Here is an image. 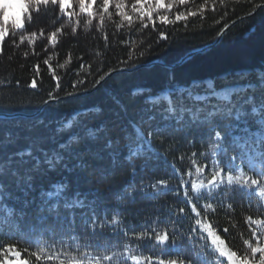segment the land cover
I'll list each match as a JSON object with an SVG mask.
<instances>
[{"label":"trees","instance_id":"obj_1","mask_svg":"<svg viewBox=\"0 0 264 264\" xmlns=\"http://www.w3.org/2000/svg\"><path fill=\"white\" fill-rule=\"evenodd\" d=\"M99 2L94 5V11ZM124 2L129 6L128 11L134 0ZM260 3L264 0H188L185 5L174 4L171 10H160V15H167L171 21L168 24L156 13L151 20L145 17L142 21L132 15L129 23L117 16L110 6L111 17L106 15L103 22L97 17L88 24L87 18H83L77 25L75 18H61L42 7L38 15L33 13L31 23H25L23 43L21 33L13 36L10 29L0 52V112L32 113L49 98L63 96L65 99L49 104L34 118H0V152L5 158L12 155L13 166L23 172L35 161L16 153L30 150L33 157L42 158L43 151L51 152L58 149L59 144L67 143L71 148L67 163L72 171L63 167L50 170L42 165L32 173L35 191L30 192L27 199L35 198V204L26 209L22 217L23 193L14 184L7 188L11 198L6 197L4 203L14 210L12 219L19 224V230L16 239L10 240L11 229L5 224L0 228L3 233L0 243L19 241L20 246H26L20 241L21 234L39 236L45 224L55 225L56 239L71 241L75 236L80 243L90 240L93 252L124 253L118 258L119 264H131L125 245L132 247L134 254L158 253L151 241L137 240L136 234L173 226L186 233L191 221L178 220L170 213L174 214L179 207L188 208L183 203L186 186L182 181H192V177L197 176L196 165L191 163L192 153H196L198 164L210 168L217 144L215 131L223 134L225 123L238 125L230 129L233 134L244 133L240 129L246 126L260 131L256 123L258 117H248L247 124L235 120L218 121L220 126L189 124L164 119L168 105L163 99L158 104L148 101L170 94L173 104L180 107L189 101L172 93V89L211 80L217 89L251 85L243 99L252 96L259 105L264 97L260 79L264 73V10L257 9L251 17L237 22L215 47L195 55L181 66H153L118 73L91 94L68 96L92 88L100 75L126 67L124 61H128V66L153 60L173 63L193 49L211 43L226 25L250 14L252 5ZM189 10L196 15L187 16ZM181 11L186 18L175 21V15ZM53 32L55 40L51 38ZM32 33L36 35L33 37ZM161 33L167 38H162ZM33 82L35 87H32ZM195 91L203 92V88ZM232 99L237 103L241 101L235 94ZM246 108L250 111L251 105ZM69 121L71 128L66 127ZM157 126L167 128L164 135L158 134ZM58 128L63 131L58 133ZM137 128L144 139L151 141L153 152L139 153L128 160L130 152L141 143ZM89 129L96 131L95 139L87 136ZM77 134L85 139L72 141L71 137ZM221 143L222 148H227L228 156L237 155L239 149L231 138L227 144ZM258 151L260 163L252 171L256 177L264 171V143H259ZM78 162L82 167L76 166ZM160 181L166 182L167 191L160 188V195H154L153 185ZM57 184L66 185L62 194L66 199L61 200L59 218L49 217L42 224L41 214L36 210L40 192L54 191ZM214 196L215 199L200 201L201 204L213 203V209L204 218L227 246L242 249V241L250 238L251 230H261L259 225L248 222L250 216L253 220H264L261 197L252 189L235 185L223 186ZM75 199H84L85 207H63L65 202ZM114 217L116 224L111 223ZM225 228L227 233L223 232ZM43 239L51 240V236L44 234ZM96 243L101 244L100 249H95ZM178 243L184 246L188 241L178 240ZM192 243L203 248V241ZM211 252L209 248L200 253L202 264H216L217 258Z\"/></svg>","mask_w":264,"mask_h":264},{"label":"snow or ice","instance_id":"obj_2","mask_svg":"<svg viewBox=\"0 0 264 264\" xmlns=\"http://www.w3.org/2000/svg\"><path fill=\"white\" fill-rule=\"evenodd\" d=\"M188 0H134L130 5V9L126 11L129 6L124 0H100L99 6L94 11V5L97 0H0V52H2V45L6 37L10 34L15 36L17 32L21 33L20 42L23 43L25 37L23 32L25 30V23H31L33 13L39 14L43 7L46 11L51 10L54 14H58L61 18H68L73 20L78 25L81 19L87 18V23L91 24L93 19L99 18L103 22L104 17L107 15L111 17L110 6L114 7L115 14L122 17L125 21L131 23L132 15L138 16L141 21L146 17L148 20L152 19L153 13L159 16V19L165 24L171 23L167 15H160V10H171L173 5H185ZM75 4V10L74 9ZM51 6V9H49ZM257 9L264 10V3L253 4L251 13H255ZM200 11H203L201 7ZM196 12L189 10L187 16H195ZM185 12L181 11L175 15V21L185 19ZM73 31H76L74 28ZM43 34V30H41ZM33 37L36 33L31 34ZM162 38H167L164 33L160 34ZM56 33H52V39L55 40ZM141 56L144 54L141 53ZM132 57H129L131 60ZM126 68L125 71H130L136 65L128 66V61H124ZM111 71H121L119 68H114ZM110 73H104L99 76L95 84H100L109 78ZM261 86L264 87V73L260 76ZM83 83V81H80ZM33 82L32 87H35ZM251 85L244 87H236L227 90L218 91L213 81L208 80L204 82H193L190 87H178L172 89V93H178L179 97L189 101L188 104H182L177 107L173 104L170 94H164L162 97L150 98L148 101L151 104H158L161 99L167 102V115L164 119H173L176 122H188L189 124H217V122H224L235 120L247 124L248 117H258L256 123L260 126L261 132H249L248 127L240 129L244 133H248L247 137L234 136L230 130L238 125L223 124V134L221 131H215V141L217 144L223 142L228 143L229 138L239 142L240 147L244 150L250 162H253L254 157L259 153L253 152V148L258 142L264 143V97H261L259 105L255 102L252 96L243 99ZM203 88V92H197L196 89ZM87 91V89H85ZM233 94L241 97L239 103L232 99ZM251 105V110L248 111L246 106ZM154 120L155 117H152ZM43 123V121H40ZM217 126H220L217 124ZM71 128V121L66 125ZM63 129L58 128L57 132ZM140 137L141 143L133 149L128 160L139 153L147 152L152 153L153 148L151 141L144 139L143 133L139 128L135 129ZM167 128H160L157 126V132L164 135ZM87 136L92 139L96 138V131L89 129ZM78 139H85L79 134L71 137L72 141ZM108 147L111 148V142ZM71 154L70 145L61 143L58 149L43 151L41 157H33L32 152H19L16 155L20 157H31L35 163L31 168L24 169L23 172L19 168L14 167V159L12 155L7 158L0 152V228L5 224L9 226L11 231L8 233L10 240L16 239V232L19 230V224L12 219L14 210L8 207L4 200L6 197L11 198V192L6 191L11 185L14 184L25 199L22 201L20 209L21 217L25 214V210L35 204V198L27 199L30 192L35 191L32 181V173L38 171L42 165L47 166L50 170L57 167H63L68 171H72L68 167V157ZM227 156V160L221 161L217 157L219 155ZM203 155V153H202ZM191 163L196 165L195 173L196 180L182 181L186 186L183 191V203L188 206L179 207L174 214L178 220H190L191 223L187 232H183L180 228L175 226L168 228H152L151 231H144L135 235L137 240L147 238L152 242V248L158 249L156 255H142L134 254V249L125 245V252L131 264H202L201 255L202 251L211 248L212 255L216 256V264H264V220H253L248 217L249 225H259L261 230L252 229L250 238L243 239L242 249L233 250L227 246L225 240L221 239L220 235L204 217L213 209V203L206 202L201 204V200L215 199L214 193L219 191L223 186H240L245 189L254 190L253 186L261 188L260 195L264 196V171L257 174V178L246 174L244 171H238L235 156H228L227 148H216L213 151V161L209 168L206 164L200 165L195 159L196 153H192ZM183 159V157H181ZM23 163H28L23 160ZM77 167H82L79 162ZM225 169L228 171L226 172ZM255 170V166H253ZM207 172V175L205 173ZM192 176V173H188ZM190 187V191L188 190ZM55 191H41L40 203L36 205V210L41 214L40 220L42 224L49 219V217L59 218L61 211V200L66 199L63 197L66 185H54ZM164 188L167 191L166 182L160 181L158 184L153 185V194L160 195L159 189ZM131 194V193H129ZM79 196V193H77ZM19 199V198H18ZM94 203V202H93ZM65 209L83 208L85 207L84 199H75L71 203L65 202L63 204ZM112 224L117 223L114 217L111 221ZM57 228L55 225L41 228L39 236L34 233H24L20 235V241H23L26 246H20L17 243H0V264H119L118 258L124 253L112 252L107 254L106 251L93 252V243L90 240H85L83 243L77 242L75 236L71 237V241L67 239H56ZM224 233L228 229H223ZM3 233H0L2 235ZM44 234H49L51 240L43 239ZM180 241H188L187 245L182 246L178 243ZM193 241H203V248L200 249ZM210 241V243H209ZM95 249H100L101 244L96 243ZM106 247V245H105Z\"/></svg>","mask_w":264,"mask_h":264},{"label":"water","instance_id":"obj_3","mask_svg":"<svg viewBox=\"0 0 264 264\" xmlns=\"http://www.w3.org/2000/svg\"><path fill=\"white\" fill-rule=\"evenodd\" d=\"M254 13H250V14H247V15H244L238 19H235L233 20L232 22H230L228 25H226L220 32L219 34L217 35V37L215 38V40H213L211 43L209 44H206L200 48H196V49H193L192 51L186 53L185 55H183L181 58H179V60L173 62V63H167V62H164V61H161V60H153V61H150V62H147V63H141V64H137L135 68H132L130 71H125L124 68H119L121 71H118V72H113V71H110L108 73H110V77L114 76L115 74H118V73H123V72H133V71H136L138 69H141V68H150V67H153V66H162V67H165V68H175V67H178V66H181L183 65L184 63H186L188 60H190L191 58H193L195 55L199 54V53H205L207 51H209L210 49H212L213 47H215L223 38V36L228 32V30L233 26L235 25L237 22L243 20V19H246V18H249L253 15ZM109 78H106V80H108ZM105 80V81H106ZM105 81H102L100 84H95L92 88L90 89H87V91L83 90V91H80V92H76V93H73L71 95H69L68 97L69 98H73V97H78V96H82V95H87V94H91L93 92H95ZM65 99V97H57V98H49L47 99L46 101H44L40 106L39 108L32 112V113H23V112H12V113H5V112H0V118H5V119H12V118H18V117H22V118H34L38 115L41 114V112L45 109L46 106H48L49 104L51 103H56L60 100H63Z\"/></svg>","mask_w":264,"mask_h":264},{"label":"rangeland","instance_id":"obj_4","mask_svg":"<svg viewBox=\"0 0 264 264\" xmlns=\"http://www.w3.org/2000/svg\"><path fill=\"white\" fill-rule=\"evenodd\" d=\"M206 81H208V80H206ZM236 87H244V86L243 85L226 86V87H223V88H220V89H217V88L216 89L218 91H220V90H227V89L236 88ZM246 127H248V126H246ZM249 132L255 133V132H261V130L260 131H258L257 129L250 130V128H249ZM233 135L234 136L238 135V136H241V137H247L249 134L248 133H236V134H233ZM231 141L239 149L238 152H237V155H235V157H237L236 163H237V165H239L238 171H244L246 174L252 176L253 178H257L252 173V171H253V166H255V168H256L259 165V163H260V160L258 158L260 156V152L258 151V145H259L260 142H258L253 148L250 149L253 152L259 153L258 155H256L254 157L253 162H250L246 152L241 149L239 142H236V141H234L232 139H231ZM216 148H222V143L220 142L219 144H216L215 149ZM217 158L220 159L221 161L227 160V157L221 159V157L218 156ZM213 159H214V157H213V154H212V161H213ZM225 171L227 172L228 170L225 169ZM196 179H197V176L192 177V180H196ZM253 187H254V191L261 197V199H262V201L264 203V196L260 195L261 188L257 187V186H253ZM126 256H127V254H126Z\"/></svg>","mask_w":264,"mask_h":264},{"label":"bare ground","instance_id":"obj_5","mask_svg":"<svg viewBox=\"0 0 264 264\" xmlns=\"http://www.w3.org/2000/svg\"><path fill=\"white\" fill-rule=\"evenodd\" d=\"M106 81H107V80H106ZM106 81H105V82H106ZM102 85H103V84H102ZM102 85H101V86H102Z\"/></svg>","mask_w":264,"mask_h":264}]
</instances>
